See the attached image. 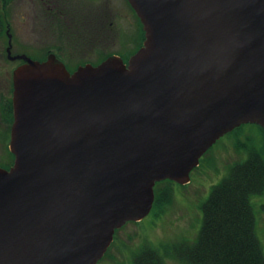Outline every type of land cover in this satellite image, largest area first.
Returning <instances> with one entry per match:
<instances>
[{"label":"water","instance_id":"water-1","mask_svg":"<svg viewBox=\"0 0 264 264\" xmlns=\"http://www.w3.org/2000/svg\"><path fill=\"white\" fill-rule=\"evenodd\" d=\"M144 39L69 72L12 54L0 264H97L149 214L156 182H189L223 135L264 130V0H127Z\"/></svg>","mask_w":264,"mask_h":264},{"label":"rangeland","instance_id":"rangeland-1","mask_svg":"<svg viewBox=\"0 0 264 264\" xmlns=\"http://www.w3.org/2000/svg\"><path fill=\"white\" fill-rule=\"evenodd\" d=\"M108 6L110 18L115 22V25L110 30L113 35L110 36L112 39L109 38L107 46L101 50L113 51L120 47V42H123L125 47H133L138 24L135 14L130 10L125 0H108ZM23 12V0H11L6 5L0 1V15L7 21L9 32L12 34L11 53H24L32 59H39L40 56L34 50L41 44L37 42V37L24 26ZM116 30L120 31L117 36L113 34L116 33ZM114 39L117 41L116 44ZM6 46L7 37H1L0 102L3 101V98H11V71L20 63V61H9L6 58ZM137 47L138 44L134 45L122 56L125 59L128 58ZM68 49L69 47H66V50ZM96 53L97 51L92 52V58H98L99 52ZM85 54L87 55L85 52L77 51L75 54L69 55V58H66L67 65L73 68L80 61L92 59L88 58L90 56L86 57ZM6 129L7 125L0 117V163H6L9 160L7 154L9 137L5 139L4 135ZM250 146L258 149L264 147V135L255 124H243L238 130L220 137L200 158L198 166L190 172L189 182L173 184L172 202L164 209V212L156 214V212L150 211L148 215L138 221L125 223L114 233L105 255L97 264H131L134 254L145 243L152 244L158 249L165 264H183L176 257L164 256L162 246L170 248L174 245L179 246L195 241L202 222L201 204L209 195L211 187L226 175L228 167L246 158L244 149ZM252 203L256 218L255 233L264 253V221L259 207L261 199L254 196Z\"/></svg>","mask_w":264,"mask_h":264},{"label":"trees","instance_id":"trees-1","mask_svg":"<svg viewBox=\"0 0 264 264\" xmlns=\"http://www.w3.org/2000/svg\"><path fill=\"white\" fill-rule=\"evenodd\" d=\"M0 1L4 5L8 2V0ZM4 19L0 15V38L7 37V29L10 31ZM136 20L142 40L143 30L137 16ZM101 60L103 59L99 61ZM80 63L82 64L83 61ZM0 117L7 125L4 134L7 139L12 122L11 98H3L0 102ZM256 126L264 135V130L259 125ZM244 152L246 158L228 167L226 175L211 187L209 195L201 204L202 222L195 241L170 248L162 246L164 256L176 257L183 264H264V253L255 233L256 218L252 203V197L261 195L264 191V147L261 149L254 146L245 147ZM7 154L8 162L0 163V167L9 168L12 165L13 155L8 150ZM173 184L174 182L167 179L155 183L151 211L156 214L164 212V209L171 204ZM131 264H165V262L155 246L145 243L134 254Z\"/></svg>","mask_w":264,"mask_h":264},{"label":"flooded vegetation","instance_id":"flooded-vegetation-1","mask_svg":"<svg viewBox=\"0 0 264 264\" xmlns=\"http://www.w3.org/2000/svg\"><path fill=\"white\" fill-rule=\"evenodd\" d=\"M10 1L8 0V2ZM125 1L135 14L127 0ZM23 7L24 26L37 37V42L41 44L40 47L35 48L36 54L43 58L42 60L53 54L56 59L64 63L69 72L81 65L79 62L73 68L67 65L66 58L77 51L87 53L85 55L86 57L90 56L88 58L93 57L92 52H99L98 58L84 60L82 65L86 63L96 65L102 61H99L100 59H105L110 55L121 57L127 64L130 56L125 59L122 54L136 44L141 46L144 39L143 32L141 40L140 27L137 24V35L133 39V47H125L123 42H120L119 46L122 48L119 47L113 51L101 50L107 46L110 36H113L110 30L115 25V22L110 18L108 0H23ZM118 33L120 31L116 30V33L113 34L117 36ZM114 43H117L115 39ZM66 47L69 49L66 50ZM256 196L261 199L259 207L264 221V191L261 195Z\"/></svg>","mask_w":264,"mask_h":264}]
</instances>
